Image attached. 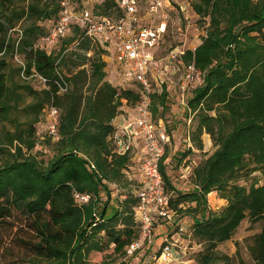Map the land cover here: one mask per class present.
I'll list each match as a JSON object with an SVG mask.
<instances>
[{
  "label": "trees",
  "instance_id": "trees-1",
  "mask_svg": "<svg viewBox=\"0 0 264 264\" xmlns=\"http://www.w3.org/2000/svg\"><path fill=\"white\" fill-rule=\"evenodd\" d=\"M50 1L56 2L54 9L31 0L28 13L40 24H31L13 39L10 33L25 12L15 10L14 0H0V122L15 124L14 131L3 130L0 138V222L22 218L23 228L31 233L23 241L27 256L16 264H89L92 253L112 247L114 254L127 257V248L141 237L136 221L139 162L133 153H117L115 121L125 110L134 111L142 95L137 86L108 79L104 61L108 51L80 28H72L67 47L57 50L65 40L51 54L41 47L49 24L61 12V0ZM192 7L208 27L202 43L183 56L184 63L194 62L204 75V85L186 94L184 113L198 125L184 141L189 137L202 151V138L209 135L217 149L191 169L193 189L180 191L169 174L172 161L165 165L167 145L161 172L169 210L176 214L169 237L187 226L183 218L191 216L194 237L204 245L197 264H232L233 258L220 254L218 247L232 240L248 220L251 226L260 225L249 252L254 264H264V184L239 185L249 174L264 170V0H193ZM94 12L114 19L123 16L118 0H103ZM72 47L79 63L72 60L68 77L63 66L68 65ZM9 56L23 64L13 68ZM33 72L48 83L26 79ZM15 76L28 84H19ZM62 79L68 84L66 92L58 85H63ZM23 95L33 101L25 107L30 116L25 125L14 118ZM180 101L181 96L168 89L153 100V112L162 108L159 119L173 140L181 121L172 113ZM51 108L60 113L58 135L47 134L45 141H56L57 153L42 165L30 154L39 145L36 125ZM120 183L127 185L128 193L121 194L117 209L111 210L109 184ZM212 193L228 203L220 214L208 211ZM77 195L90 200L81 202ZM239 264L246 263L240 259Z\"/></svg>",
  "mask_w": 264,
  "mask_h": 264
},
{
  "label": "built area",
  "instance_id": "built-area-1",
  "mask_svg": "<svg viewBox=\"0 0 264 264\" xmlns=\"http://www.w3.org/2000/svg\"><path fill=\"white\" fill-rule=\"evenodd\" d=\"M79 0H61L59 19L49 24L48 33L42 39L41 47L54 48L68 38L73 27L85 31L86 36L101 45L113 55V64L119 67L125 81L137 86L142 95L141 104L134 110H125L117 120L119 131L115 135L116 151L119 155L133 153L139 162L138 177L140 189L137 191L140 204L136 221L140 225V240L127 248V257L139 254L142 264H173L177 260L174 244L165 240L159 247L155 240L156 231L162 225L175 227L176 214L170 208V196L166 194L161 165L171 136L163 120L156 124L153 115V100L161 85L165 71H182L180 87V111L188 109L186 94L204 85V75L194 62L184 63L186 51L172 52L164 59H157L155 52L164 43L167 32V0H118L123 16L114 19L88 9H82ZM146 4V14L143 6ZM20 64H23L20 62ZM164 67V69H163ZM24 76V75H23ZM42 84L48 81L33 72L30 78ZM59 85L63 92L68 89L62 79ZM127 112L134 113L132 118ZM48 135L56 137L60 123V113L51 108L46 113ZM127 115V116H126ZM121 124V125H120ZM191 143L190 138L186 140ZM137 144H139L137 146ZM95 169L94 166L91 167ZM88 203L90 196H76ZM174 230V229H173ZM187 234L183 225L177 234ZM169 238V236H168ZM173 238V236H172Z\"/></svg>",
  "mask_w": 264,
  "mask_h": 264
},
{
  "label": "rangeland",
  "instance_id": "rangeland-1",
  "mask_svg": "<svg viewBox=\"0 0 264 264\" xmlns=\"http://www.w3.org/2000/svg\"><path fill=\"white\" fill-rule=\"evenodd\" d=\"M41 7L49 6L51 9L55 8L56 2L50 0H37ZM103 0H80L78 2L82 9H88L91 11H96L99 9L100 4ZM168 7L166 8L167 19V32L165 40L160 49L155 52V57L157 59H164L168 57L172 52L178 51H188L195 50L201 43L203 38L207 34V27L199 16L193 11L192 3L193 0H167ZM31 0H14V8L18 13L25 12V17L18 23L16 30L10 33L13 39H17L21 30L27 29L31 24L38 23L36 16H32L28 13V6ZM143 15L146 14V4L143 3ZM60 44L59 49L67 47L66 41ZM69 47V46H68ZM54 48H48V53H53L57 51ZM75 47L67 53L69 56L68 65L63 66V71L70 77L71 70H73V62L75 64L79 63L76 61L73 53L75 52ZM20 61L25 62V56L20 55L18 57ZM73 60V62H72ZM13 68H17L20 64L17 59L8 57ZM81 61V60H80ZM104 61L107 63L106 71L108 73V79L114 84H121L125 87H133L130 83L124 80L119 67L113 64V55L110 53L109 56H104ZM89 69V66H86ZM164 69V67H163ZM16 82L19 84H28L25 79L16 77ZM25 81V82H24ZM33 85H37L36 82H30ZM161 85L158 88L160 92L164 89L176 93L178 97L181 96L180 87L182 84V71L172 73L170 71H165L162 75ZM19 93H22L19 91ZM23 94V93H22ZM24 96V95H23ZM32 99L25 95L23 101L19 106V113L16 111L14 113V118L19 120L23 125L26 124L30 118L29 114L25 112V107L32 103ZM158 112L154 115V121L156 124L160 125V115L162 108L157 107ZM173 115L179 117L181 121L175 130V139L171 138L169 143V150L167 153V159L165 160V165L172 161L169 174L172 177L177 189L180 191H190L193 189V181L191 179V171L210 157L215 151L216 147L213 140L209 135L203 136L204 150L199 151L195 149L193 143H186L184 141L186 133L190 134L196 130L198 121L191 118H187L184 111H180L178 104L173 108ZM175 113V114H174ZM177 113V114H176ZM187 119V120H186ZM48 118H45L41 123L36 125L37 135H38V147L30 154L35 157L42 165H47L56 156V141L46 140V135L48 133ZM3 130L14 131L15 124H11L10 121L0 122V138L3 136ZM191 151V152H189ZM187 155V156H185ZM0 157V161H1ZM189 167V168H188ZM192 169V170H191ZM252 184L263 185L264 184V170L257 171L249 174L243 178L239 185L250 187ZM110 192L113 194L114 199L117 202L111 203L109 208L111 210L117 209L118 199H121V194L128 193V187L125 183L120 184H109ZM103 200L107 201V196L103 194ZM115 201V200H114ZM228 203L220 199L219 194L215 193L214 196H208V211L220 214L227 207ZM194 206V205H193ZM114 207V208H113ZM188 207V206H186ZM180 216V215H179ZM200 216V215H199ZM189 218V224H186L187 234H175L172 238L167 236L165 240H169L171 244H174V251L177 255V260L173 264H197V257L199 253L203 250L204 245L200 243L194 237V226L191 216H185ZM185 223V222H184ZM23 219H8L5 222H0V264H16L19 260L26 258L27 248L23 241L31 237V233L28 232L27 228H23ZM260 232V225L251 226L248 220H245L232 240L225 242L218 247L220 254L227 255L233 258L232 264H239L240 259H242L246 264H254L251 254L249 252V246L253 244V238ZM156 239V237H155ZM164 241H159L157 244L159 247ZM139 257V258H138ZM89 264H121L126 262L128 264H142L140 263L139 254L135 255L133 258H127L125 256L116 255L113 253V247L104 253H92L88 257Z\"/></svg>",
  "mask_w": 264,
  "mask_h": 264
},
{
  "label": "crops",
  "instance_id": "crops-1",
  "mask_svg": "<svg viewBox=\"0 0 264 264\" xmlns=\"http://www.w3.org/2000/svg\"><path fill=\"white\" fill-rule=\"evenodd\" d=\"M126 114L130 118H132L134 116V113H132V112H127ZM116 124H118V120H117ZM138 145L139 144H137V146ZM214 195H215V193H212L209 196H214ZM115 202H117V201H116V199L113 198V201L111 203H115ZM183 221L185 222V224H189V222H190L188 217H184L183 218ZM172 232H173V229H172L171 226L169 227V225H165L164 224V225L158 227V229L156 231V239H155L156 240V243L159 244V241H164L167 238V236H169L170 234H172Z\"/></svg>",
  "mask_w": 264,
  "mask_h": 264
}]
</instances>
